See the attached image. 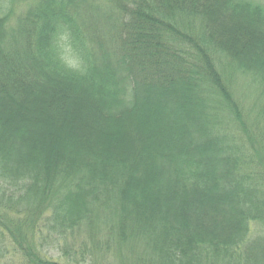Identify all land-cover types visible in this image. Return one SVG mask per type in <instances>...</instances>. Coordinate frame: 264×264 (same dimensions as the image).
Returning <instances> with one entry per match:
<instances>
[{
  "label": "trees",
  "instance_id": "trees-1",
  "mask_svg": "<svg viewBox=\"0 0 264 264\" xmlns=\"http://www.w3.org/2000/svg\"><path fill=\"white\" fill-rule=\"evenodd\" d=\"M0 264H264V3L0 0Z\"/></svg>",
  "mask_w": 264,
  "mask_h": 264
},
{
  "label": "rangeland",
  "instance_id": "rangeland-1",
  "mask_svg": "<svg viewBox=\"0 0 264 264\" xmlns=\"http://www.w3.org/2000/svg\"><path fill=\"white\" fill-rule=\"evenodd\" d=\"M258 1H261L262 3H264V0H258Z\"/></svg>",
  "mask_w": 264,
  "mask_h": 264
}]
</instances>
